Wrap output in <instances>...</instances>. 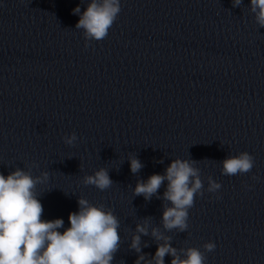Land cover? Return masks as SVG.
I'll return each mask as SVG.
<instances>
[{
	"label": "water",
	"instance_id": "95a60500",
	"mask_svg": "<svg viewBox=\"0 0 264 264\" xmlns=\"http://www.w3.org/2000/svg\"><path fill=\"white\" fill-rule=\"evenodd\" d=\"M89 3L0 0V173H47L35 193L43 220L64 221L61 233L79 198L110 209L120 236L112 264L151 260L164 243L153 228L181 259L197 248L204 264H264V27L250 0H120L98 41L76 28L72 10ZM242 152L251 171L224 175L222 162ZM176 159L202 183L185 231L163 226L167 180L149 200L134 195ZM101 168L110 188L83 183ZM210 181L221 187L210 192ZM146 221L148 234L137 233Z\"/></svg>",
	"mask_w": 264,
	"mask_h": 264
},
{
	"label": "clouds",
	"instance_id": "9594fccd",
	"mask_svg": "<svg viewBox=\"0 0 264 264\" xmlns=\"http://www.w3.org/2000/svg\"><path fill=\"white\" fill-rule=\"evenodd\" d=\"M241 0H233L238 6ZM250 10L260 27H264V0H250ZM80 18L76 28L84 30L86 39L102 40L108 35L121 11L120 0H90L86 10L80 7L73 10ZM76 135L66 138L72 144ZM130 170L136 173L141 167L138 159L130 158ZM223 174L234 176L247 173L253 168L254 158L247 152L225 159ZM33 177L19 168L7 176L0 173V264H112L114 254L120 244L119 221L113 212L105 210L103 205L94 206L87 199L79 198V211L69 214V227L61 233L62 219L43 220V206L37 198L35 188L47 180L48 174ZM167 180L164 199L171 202L162 214L163 226L167 230H187L188 209L193 206L194 197L202 188L198 170L188 161L176 159L167 167L165 174H152L147 181L137 182L134 195H143L149 200ZM85 185H93L100 190L111 187L108 171L101 168L94 175L85 176ZM220 184L211 182L209 191L220 188ZM136 232L147 235V221L138 224ZM152 235L164 243L158 244L151 260L138 257L136 264H164V257H172L171 264H204L206 257L197 248L182 249L185 259L177 254L170 244V238L163 236L155 228ZM140 252V236L135 235L130 245ZM216 245L209 242L204 245L211 252Z\"/></svg>",
	"mask_w": 264,
	"mask_h": 264
}]
</instances>
